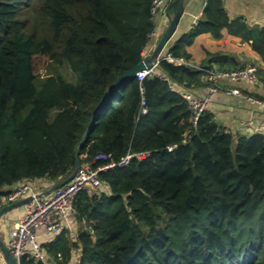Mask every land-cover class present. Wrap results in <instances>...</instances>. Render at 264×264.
Segmentation results:
<instances>
[{
	"label": "trees",
	"instance_id": "16d2710c",
	"mask_svg": "<svg viewBox=\"0 0 264 264\" xmlns=\"http://www.w3.org/2000/svg\"><path fill=\"white\" fill-rule=\"evenodd\" d=\"M153 1L0 0V196L26 180L43 190L74 172L76 150L108 91L145 59L156 28ZM204 18L170 48L173 57L188 58L197 36L231 27L221 0H208ZM256 38L264 60V32ZM160 69L187 88L200 76L167 61ZM191 118L188 102L160 78L118 85L92 123L81 165L99 167L98 154L115 162L149 155L102 173L107 187L97 193L79 194L76 239L60 235L47 260L264 264V135L235 136L210 111L196 129ZM19 264L47 263L25 255Z\"/></svg>",
	"mask_w": 264,
	"mask_h": 264
},
{
	"label": "crops",
	"instance_id": "0c3cea01",
	"mask_svg": "<svg viewBox=\"0 0 264 264\" xmlns=\"http://www.w3.org/2000/svg\"><path fill=\"white\" fill-rule=\"evenodd\" d=\"M177 1L180 5L181 0ZM221 1L231 25L230 29L228 27L222 29L219 37L212 33H204L197 36L194 42L186 48L189 57L176 58L182 60V66H188L200 72V76L198 75L191 80V87L187 88L185 85L176 83L165 73L161 72V69L159 73L169 79L170 83L168 81L165 82L169 85L170 90L173 87L171 91L176 92L180 96H182L183 90H188L199 98H206L209 92V85L203 70L233 71L245 69L248 66H255L259 72L257 74V85H252L247 81L235 83L222 82L221 84L223 87L238 88L245 95L263 98L264 60L261 53L257 51L262 42L255 40L257 39V32H264V0ZM207 3L208 0H184L180 23L165 52H169L170 48L183 37L193 33L199 22L205 19L204 15ZM178 7L172 10L169 16H166L161 11L155 15L154 21L156 28H159V38H150L145 49L144 58L153 54L167 31L170 20L174 18ZM208 111L213 114L221 128L235 136L264 135V108L259 103L246 100L245 98L228 96L224 92H220L213 97ZM40 184V182H37L39 188ZM11 189L12 187L5 188L3 192ZM25 211L23 207L9 212L1 219L0 238L7 246L9 242V229L18 226L19 222L25 218ZM73 225L71 231L64 232L71 242L75 241L78 231L77 223L75 222ZM62 234H49L43 229L39 230L38 243L43 252L45 253L47 246L56 241ZM48 262L55 264L56 261L52 260ZM0 264H7L1 251Z\"/></svg>",
	"mask_w": 264,
	"mask_h": 264
},
{
	"label": "built area",
	"instance_id": "2783aa9c",
	"mask_svg": "<svg viewBox=\"0 0 264 264\" xmlns=\"http://www.w3.org/2000/svg\"><path fill=\"white\" fill-rule=\"evenodd\" d=\"M176 0H154L152 5V13L157 15L160 11L166 16H169V6ZM159 28L151 34V38H159ZM167 48V47H166ZM166 48L160 54L159 58L151 65L149 69L141 71L136 74L137 79L143 82L147 78L157 77L163 81H169L159 73L160 65L162 62L167 61L177 66H182V60L176 59L170 52H165ZM148 56H146L147 58ZM205 78H207L208 95L206 98H199L188 90H183L182 97L188 102L189 109L192 112L191 126L196 129L198 122L205 112H208L213 97L224 92L228 96L245 98L246 100L261 104L264 108V102L256 99L255 97L245 95L238 88L223 87L222 82H241L247 81L252 85L258 84L257 72L255 66H248L241 70H203ZM173 90V87H171ZM142 94L141 112L140 115L148 113L147 102L145 98L144 88H140ZM190 135H185L182 144H187ZM179 145L175 144L168 147V151L172 152L178 149ZM148 153H129L121 161L115 162L110 160V157L105 154H98L96 162H103L99 167L95 168L90 163L81 165V169L74 177V179L62 188L54 191L48 196L39 198L44 191L50 189H39L37 182L29 180L23 181L20 184L14 185L11 190L4 191L5 193L0 196V211L6 206L18 203L20 201L33 198V201L25 205V218L22 219L18 226L9 229V242L8 248L12 255L15 257L17 263L25 255H29L36 260L49 263L46 254L38 243V232L43 229L49 234H62L71 231L73 224L76 222L78 212L75 206L77 197L82 192L97 193L102 187H107V184L102 182L100 175L104 172L121 169L128 166L133 160H142L147 157ZM59 260L62 261V255H59ZM56 264V262H55Z\"/></svg>",
	"mask_w": 264,
	"mask_h": 264
},
{
	"label": "water",
	"instance_id": "95a60500",
	"mask_svg": "<svg viewBox=\"0 0 264 264\" xmlns=\"http://www.w3.org/2000/svg\"><path fill=\"white\" fill-rule=\"evenodd\" d=\"M183 2H184V0L180 1V5L178 7V10H177L174 18H172L170 20V25H169L167 31L165 32V34L163 35L162 39L160 40V42H159L157 48L155 49V51L153 52V54L151 56L145 58L136 68L127 72L126 74H124L120 78H118V80H116V82L113 84L111 89L108 91V93L105 96L104 100L102 101L101 105L99 106L96 113L94 114V116L90 120V123H89V125L85 131V134L83 135L81 142H80V144L76 150V153H75L76 166H75L74 172L64 181L56 184L55 186L51 187L50 189H48L46 191H44L41 195H38L39 198H42L44 196H48L51 193H53L54 191L62 188L64 185L71 182L74 179V177L77 175V173L81 169V160H80L81 151H82L87 139L89 138V135L91 133L92 123H93L96 115L99 113V111L101 110L102 106L104 105V103L106 102L108 97L113 93L114 89L118 85H120L122 82L136 76L137 73L144 71L146 69H149L151 67V65L159 58V56L163 52V50L166 47H168V45L170 44L171 40L173 39V37L175 35V32H176L178 25L180 23V20H181L182 14H183V11H182ZM32 201H33V198H29V199L20 201L18 203L6 206L5 208H3L0 211V221L9 212L23 208L25 205L29 204ZM0 251L2 252V255H3L4 259L6 260L7 264H18L15 257L12 255L11 251L9 250L8 246L1 240V238H0Z\"/></svg>",
	"mask_w": 264,
	"mask_h": 264
},
{
	"label": "rangeland",
	"instance_id": "374dc122",
	"mask_svg": "<svg viewBox=\"0 0 264 264\" xmlns=\"http://www.w3.org/2000/svg\"><path fill=\"white\" fill-rule=\"evenodd\" d=\"M46 69L42 71V75H45L46 74ZM63 74L64 76L66 77V79L70 82H73V83H77L78 81V76L77 74H75L74 72H72L71 70H63ZM77 253V250L74 252V256L75 254ZM75 264V262H74Z\"/></svg>",
	"mask_w": 264,
	"mask_h": 264
}]
</instances>
